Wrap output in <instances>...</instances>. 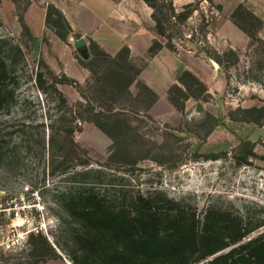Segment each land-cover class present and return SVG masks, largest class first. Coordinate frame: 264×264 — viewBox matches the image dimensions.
<instances>
[{
    "label": "rangeland",
    "instance_id": "1",
    "mask_svg": "<svg viewBox=\"0 0 264 264\" xmlns=\"http://www.w3.org/2000/svg\"><path fill=\"white\" fill-rule=\"evenodd\" d=\"M230 1L236 5L244 3L242 17L251 7L255 11L250 0ZM10 2L13 1L0 0V59L8 63L18 87L9 110L0 111V264H77L74 256L78 245L73 227H80L81 222L68 213L64 207L66 200L61 197L73 184L95 185L101 192L126 195L129 199L138 193L153 195L165 206L195 212L202 221L200 227L206 214L215 210L223 213L220 217L226 241L230 240L228 236L246 234L240 242L190 264H204L264 235V125L232 120L245 117L239 108L264 106V25L257 39L248 35L239 37L231 27H226L230 15L223 10L209 11L208 2L203 1L200 9L210 20L208 33L203 37L199 31L202 20L196 11L183 27L184 37L178 39V51L182 60L192 61L193 67L209 75L205 81L201 80L210 96L200 100L189 97L184 110L173 105L175 111L168 112L159 106L158 112L166 120L151 115L156 122L141 121L129 113L132 129L127 134L128 149L111 158V138L93 122L74 119L79 113L88 116L78 104L83 98L75 87L57 85L67 98L65 104L48 74L44 90L37 85L36 74L41 70L46 73L38 60L45 61L44 49L51 45L46 34L39 37V49L25 42L18 21L19 10ZM179 3L177 8L181 7ZM19 4L23 7L25 0ZM189 38L193 41H188ZM203 45L220 53L233 49L237 56L221 66L205 65V51L200 48ZM185 69L179 66L178 77ZM175 84L184 87L178 78ZM83 86L90 94L89 86L85 83ZM131 90L136 94L139 89L132 84ZM121 104L137 103L127 100ZM207 113L220 120L209 134L210 124L204 122ZM69 126L78 127L73 138L83 150L69 152L66 166L69 170L101 167L105 171L102 176L93 173L85 179L78 176L72 183L71 173H59L58 161L68 152L60 145ZM50 134L57 140L53 150L47 144ZM246 139L253 142L256 155L248 157V164H239L238 159L249 151L242 145ZM82 161L90 163L84 166ZM53 169L56 172L51 174ZM9 214L13 217L8 218ZM7 243L12 245L8 247Z\"/></svg>",
    "mask_w": 264,
    "mask_h": 264
},
{
    "label": "trees",
    "instance_id": "2",
    "mask_svg": "<svg viewBox=\"0 0 264 264\" xmlns=\"http://www.w3.org/2000/svg\"><path fill=\"white\" fill-rule=\"evenodd\" d=\"M12 1L19 10L17 15L21 35L25 38V42L34 48L37 38L24 18L32 0H25L23 7L19 4L21 0ZM144 1L152 8L151 16L155 21L156 31L164 41L155 38L145 56L133 58L127 45L117 53L110 54L94 39L89 38L90 57L85 59L76 54V58L90 71V77L84 83L89 86L91 95L83 89V83L77 79L65 73L57 74L43 59L38 60L39 67L46 69V73L41 70L36 74L39 88L44 90L47 83L46 74H48L52 87L67 104V98L57 85L69 84L75 87L83 98L78 104L88 116L79 113L74 119L93 122L111 138V158L124 154L128 149L127 134L132 129L127 117L129 113H134L141 121L150 119L156 122L149 112L159 99V94L139 78L148 60L165 47L173 52L178 51V39L184 37L183 27L196 11L200 13L202 20L199 31L203 33V37L204 33H208L210 20L200 9L203 1L208 2L211 12L212 9H217L219 12L223 10V5L216 3L215 0H192L180 8H177L174 0ZM242 9L244 3L240 2L231 13L230 19L251 39H257L264 20L255 13L253 7L242 17ZM45 23L65 42H68L71 34L76 39L82 36L81 33L73 30L64 12L53 3L46 5ZM188 41L193 39L189 38ZM200 48L205 51L204 57L207 60L220 66L233 56H237L233 49L220 53L205 45ZM202 50H199V53ZM18 51L20 53L21 50ZM137 60L140 61L138 65ZM178 80L184 87L173 84L168 89L169 100L178 110L185 109V102L191 96L196 100L210 96L205 83L190 70H183ZM132 84H136L139 89L136 94L131 90ZM17 85L18 81L14 74H11L8 63L4 58L0 59V111L9 110L15 101ZM127 100L135 101L137 104L130 106L121 104ZM138 105H141V108H138ZM239 111L246 114L245 117L231 118L233 121L264 125V106L239 108ZM219 121L214 114H206L204 122L210 124L207 134L219 124ZM77 129L78 127L69 126L65 130L60 148L67 149L68 152L67 154L63 152L57 166L60 168L58 170L60 174L71 173L69 181L72 183L78 180V176H83L85 179L92 173L98 177L105 172L101 167L69 170L66 166V162L69 164L66 158L69 152L72 153L76 149L83 150L73 138ZM56 141L55 136L50 134L47 144L51 150ZM38 142L41 143V139H38ZM242 145L247 146L249 151L244 158L238 159V163L248 164V157L256 155L253 151L254 144L246 139L242 141ZM80 163L88 166L90 162ZM54 171L55 169L51 170V174H54ZM61 197L66 200L64 207L68 213L81 222L80 227H73L75 242L78 245V251L74 256L77 264H190L216 253L231 243L240 242L246 235L234 234L228 236L230 240L226 241L225 225L221 218L223 213L211 210L206 214L203 226L200 227L202 221L195 212L188 213L187 210H175L172 206H165V203L157 202L153 195L138 193L130 196L129 199L126 195L119 197L110 194L109 191L101 192L95 185L73 184L61 193ZM168 201L172 205L176 204L174 201ZM243 249L248 251L242 253ZM204 264H264V235L251 239L241 244L239 248H233L227 254L217 256Z\"/></svg>",
    "mask_w": 264,
    "mask_h": 264
},
{
    "label": "crops",
    "instance_id": "3",
    "mask_svg": "<svg viewBox=\"0 0 264 264\" xmlns=\"http://www.w3.org/2000/svg\"><path fill=\"white\" fill-rule=\"evenodd\" d=\"M190 1L174 0V3L178 5L180 2L179 5L182 6ZM217 1L224 5L223 13L227 16L231 15L237 6L230 0ZM250 1L255 5V13L264 19V0ZM48 2L59 7L73 30L81 33V37L86 39L85 49L89 50V38H92L110 54L117 53L123 46L127 45L131 56L137 58L147 54L155 38L164 41L156 31L155 21L151 16L152 8L144 0H32L25 11L24 18L37 38L35 48H40L39 37L46 34L51 46L44 49L45 61L54 71L65 73L81 83L90 77V71L76 58V54L80 55V49L73 44L77 39L71 34L68 42H65L46 26V6L44 3ZM10 5H14V3L10 2ZM12 7L14 9V6ZM227 26L231 27L239 37L247 35L230 18L226 21ZM207 61L204 60L205 65H213L212 62ZM179 66L192 71L204 81L209 77L204 71L193 67L192 61L182 60L179 51L173 52L166 47L148 60L139 75L142 81L159 94V99L150 109L154 118L161 116L160 119L166 120L164 115L159 114V106H163L168 112L175 111L168 97V89L177 82Z\"/></svg>",
    "mask_w": 264,
    "mask_h": 264
},
{
    "label": "water",
    "instance_id": "4",
    "mask_svg": "<svg viewBox=\"0 0 264 264\" xmlns=\"http://www.w3.org/2000/svg\"><path fill=\"white\" fill-rule=\"evenodd\" d=\"M74 44L76 48L80 49V55L83 58L87 59L90 57V51L84 48L87 45V41L84 37L75 40Z\"/></svg>",
    "mask_w": 264,
    "mask_h": 264
},
{
    "label": "built area",
    "instance_id": "5",
    "mask_svg": "<svg viewBox=\"0 0 264 264\" xmlns=\"http://www.w3.org/2000/svg\"><path fill=\"white\" fill-rule=\"evenodd\" d=\"M38 194V193H37ZM35 207V206H34ZM42 207V209H44L45 208V206L44 205H42L41 206ZM2 212H5V209H4V207L2 208ZM8 218H12V215L11 214H9V217ZM37 232H39V230L37 229L36 230ZM8 247H10L11 245H12V243L10 244V243H7L6 244Z\"/></svg>",
    "mask_w": 264,
    "mask_h": 264
},
{
    "label": "bare ground",
    "instance_id": "6",
    "mask_svg": "<svg viewBox=\"0 0 264 264\" xmlns=\"http://www.w3.org/2000/svg\"><path fill=\"white\" fill-rule=\"evenodd\" d=\"M21 222H22V221H21ZM21 222H20V223H21Z\"/></svg>",
    "mask_w": 264,
    "mask_h": 264
}]
</instances>
